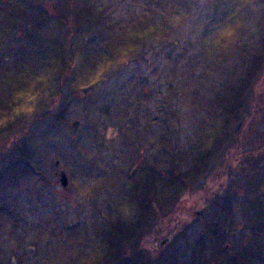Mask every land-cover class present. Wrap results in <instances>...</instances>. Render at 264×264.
I'll return each mask as SVG.
<instances>
[{
    "label": "rangeland",
    "instance_id": "obj_1",
    "mask_svg": "<svg viewBox=\"0 0 264 264\" xmlns=\"http://www.w3.org/2000/svg\"><path fill=\"white\" fill-rule=\"evenodd\" d=\"M260 53L258 109L173 208L137 221L127 173L185 171L216 96ZM0 103L16 116L0 133V264H91L123 225L133 264H264V0H0Z\"/></svg>",
    "mask_w": 264,
    "mask_h": 264
},
{
    "label": "trees",
    "instance_id": "obj_2",
    "mask_svg": "<svg viewBox=\"0 0 264 264\" xmlns=\"http://www.w3.org/2000/svg\"><path fill=\"white\" fill-rule=\"evenodd\" d=\"M59 53L62 54V51ZM262 58L261 53L255 55L247 62L242 73L216 96V110L192 147L190 165L185 171H181L171 158L167 171L160 172L158 169L160 164L156 161L151 164L142 163L135 175L131 171L127 173L125 180L129 187L128 194L130 192L128 201L131 205L134 202L138 203L141 214L137 221H140L151 208L165 211L173 208L186 188L203 176L208 165L223 156L226 138L230 136L235 138L236 128L242 124L241 112L244 110L251 116L252 111L258 109L259 103L257 95H253V87L259 79L257 66ZM14 111L15 109L7 103H0V133L5 128L2 119L5 115L16 117ZM7 123V127H10L12 122ZM252 207L258 216L260 214L258 205L252 204ZM110 233L111 231H106V234ZM133 234L135 231L132 226L123 225L121 229L115 226L111 236L115 237L116 242L91 264H133L131 255H126L124 250Z\"/></svg>",
    "mask_w": 264,
    "mask_h": 264
},
{
    "label": "water",
    "instance_id": "obj_3",
    "mask_svg": "<svg viewBox=\"0 0 264 264\" xmlns=\"http://www.w3.org/2000/svg\"><path fill=\"white\" fill-rule=\"evenodd\" d=\"M77 125H78V122H77V121H75V122L72 123V126H73L74 129H75V127H76ZM55 164H56V166H57V165H58V162H56ZM55 175L59 178V183H60V185H61L63 188H66L68 183H67V178H66V175H65L64 171L60 169L58 172H56ZM161 244H162V243H161Z\"/></svg>",
    "mask_w": 264,
    "mask_h": 264
}]
</instances>
